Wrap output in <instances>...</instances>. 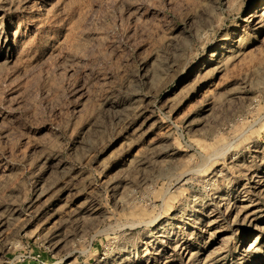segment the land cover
I'll list each match as a JSON object with an SVG mask.
<instances>
[{
    "label": "rangeland",
    "instance_id": "rangeland-1",
    "mask_svg": "<svg viewBox=\"0 0 264 264\" xmlns=\"http://www.w3.org/2000/svg\"><path fill=\"white\" fill-rule=\"evenodd\" d=\"M0 264H264V0H0Z\"/></svg>",
    "mask_w": 264,
    "mask_h": 264
},
{
    "label": "bare ground",
    "instance_id": "bare-ground-1",
    "mask_svg": "<svg viewBox=\"0 0 264 264\" xmlns=\"http://www.w3.org/2000/svg\"><path fill=\"white\" fill-rule=\"evenodd\" d=\"M253 17L254 16L251 14L249 18L252 19V22L253 23H257L258 22V20H256L257 15H255L254 18ZM185 176L186 175H183V177H181V180H183L185 178ZM151 233H152L151 235L153 237V239H151V242H152V245L150 246L151 249L156 244L165 243V233H166V230H164L163 227L159 226V227L155 228ZM167 242H168V240H167ZM257 244H258V237L255 238L253 241H251V243L248 245L247 249H252V248L256 247Z\"/></svg>",
    "mask_w": 264,
    "mask_h": 264
}]
</instances>
